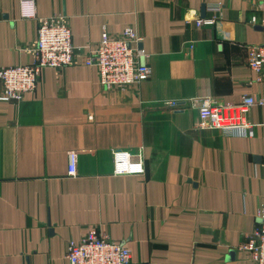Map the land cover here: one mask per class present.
I'll use <instances>...</instances> for the list:
<instances>
[{"label": "crops", "instance_id": "0c3cea01", "mask_svg": "<svg viewBox=\"0 0 264 264\" xmlns=\"http://www.w3.org/2000/svg\"><path fill=\"white\" fill-rule=\"evenodd\" d=\"M25 1L0 0V68L29 64L37 20L62 14L77 54L104 29L135 28L152 73L107 89L78 55L44 68L22 102L0 101V264H70L68 243L92 228L130 264H253L240 245L264 204V106L246 113L250 137H225L194 100L264 97L247 66L264 0H33L37 18ZM209 3L222 4L217 22L198 28ZM116 151L144 173L116 175Z\"/></svg>", "mask_w": 264, "mask_h": 264}, {"label": "built area", "instance_id": "2783aa9c", "mask_svg": "<svg viewBox=\"0 0 264 264\" xmlns=\"http://www.w3.org/2000/svg\"><path fill=\"white\" fill-rule=\"evenodd\" d=\"M221 9V3L207 4L205 18L194 20L196 27L214 25ZM23 11L26 18H37L33 0L23 3ZM250 22L260 25L264 33V20L260 22L257 16H253ZM140 42V35L131 26L119 34H111L104 29L95 50L77 54L71 29L62 14L40 18L37 20V39L31 49L32 61L26 65L0 68V101L22 102L27 94L36 90L44 68L61 70L75 64L78 55L86 66L97 68L99 82L104 88L124 89L140 84L152 73L146 62L149 55L139 48ZM247 66L253 73L250 83H264V42L248 48ZM194 103L207 113L206 127L218 130L225 137L237 134L250 137L253 126L248 122L246 113L254 106L263 107L264 97L245 95L238 105L220 103L213 98H198ZM170 105L178 107L176 102ZM144 171V164L132 161L128 152H114L116 175H138ZM75 175L76 168L71 164L69 176ZM257 218V228L240 245V249L253 264H264V204L259 207ZM131 255L126 245L110 240L96 228L88 230L79 242L70 241L67 246L70 264H130Z\"/></svg>", "mask_w": 264, "mask_h": 264}, {"label": "water", "instance_id": "95a60500", "mask_svg": "<svg viewBox=\"0 0 264 264\" xmlns=\"http://www.w3.org/2000/svg\"><path fill=\"white\" fill-rule=\"evenodd\" d=\"M205 9H206V6L205 5H202V7H201V18H205V16H206V13H205Z\"/></svg>", "mask_w": 264, "mask_h": 264}, {"label": "rangeland", "instance_id": "374dc122", "mask_svg": "<svg viewBox=\"0 0 264 264\" xmlns=\"http://www.w3.org/2000/svg\"><path fill=\"white\" fill-rule=\"evenodd\" d=\"M141 37V36H140ZM141 40H142V38H141ZM140 48V47H139Z\"/></svg>", "mask_w": 264, "mask_h": 264}]
</instances>
